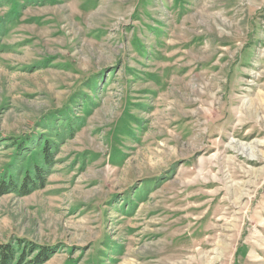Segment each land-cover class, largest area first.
I'll list each match as a JSON object with an SVG mask.
<instances>
[{
	"label": "rangeland",
	"instance_id": "obj_1",
	"mask_svg": "<svg viewBox=\"0 0 264 264\" xmlns=\"http://www.w3.org/2000/svg\"><path fill=\"white\" fill-rule=\"evenodd\" d=\"M45 143V187L0 195V244L264 264V0H0V184Z\"/></svg>",
	"mask_w": 264,
	"mask_h": 264
},
{
	"label": "trees",
	"instance_id": "obj_2",
	"mask_svg": "<svg viewBox=\"0 0 264 264\" xmlns=\"http://www.w3.org/2000/svg\"><path fill=\"white\" fill-rule=\"evenodd\" d=\"M19 148L24 150L21 144ZM41 152L44 165L36 166L33 172L27 171L20 175L23 177L20 184L12 176L5 178L0 184V195L11 191L25 196L45 187L48 169L55 164L54 152L52 146L46 143ZM52 255L53 252L49 246H39L28 240L0 244V264H42Z\"/></svg>",
	"mask_w": 264,
	"mask_h": 264
}]
</instances>
